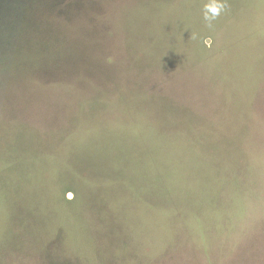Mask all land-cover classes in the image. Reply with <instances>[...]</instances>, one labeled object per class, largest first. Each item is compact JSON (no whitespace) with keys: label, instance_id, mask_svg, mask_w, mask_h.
I'll list each match as a JSON object with an SVG mask.
<instances>
[{"label":"rangeland","instance_id":"374dc122","mask_svg":"<svg viewBox=\"0 0 264 264\" xmlns=\"http://www.w3.org/2000/svg\"><path fill=\"white\" fill-rule=\"evenodd\" d=\"M211 3L0 0V264H264V0Z\"/></svg>","mask_w":264,"mask_h":264},{"label":"clouds","instance_id":"9594fccd","mask_svg":"<svg viewBox=\"0 0 264 264\" xmlns=\"http://www.w3.org/2000/svg\"><path fill=\"white\" fill-rule=\"evenodd\" d=\"M227 9V0H212L211 4L205 5L203 10V19L207 22L209 28L212 27L214 21L220 14ZM71 196V194H69Z\"/></svg>","mask_w":264,"mask_h":264},{"label":"trees","instance_id":"16d2710c","mask_svg":"<svg viewBox=\"0 0 264 264\" xmlns=\"http://www.w3.org/2000/svg\"><path fill=\"white\" fill-rule=\"evenodd\" d=\"M31 218H32V216H29V217L18 216V220L15 221V223L19 222L21 225H23L19 231H21V232H26V231L28 232L29 231V229L31 228V226L29 225V219H31ZM12 234H13V232H11L10 238H13ZM15 242H16L17 246H19V247L23 246V243H21V241H20L19 235L17 237L13 238V244ZM90 264H91V262H90Z\"/></svg>","mask_w":264,"mask_h":264}]
</instances>
